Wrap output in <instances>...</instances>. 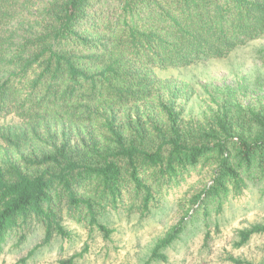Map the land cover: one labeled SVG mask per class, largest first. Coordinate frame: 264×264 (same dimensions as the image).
<instances>
[{
	"label": "trees",
	"instance_id": "trees-1",
	"mask_svg": "<svg viewBox=\"0 0 264 264\" xmlns=\"http://www.w3.org/2000/svg\"><path fill=\"white\" fill-rule=\"evenodd\" d=\"M257 42L264 65V0H0V244L33 224L44 245L69 238L67 221L108 238L105 215L147 217L206 169L151 250L163 261L200 208L264 197V96L204 85L194 114V86L158 75Z\"/></svg>",
	"mask_w": 264,
	"mask_h": 264
},
{
	"label": "rangeland",
	"instance_id": "rangeland-1",
	"mask_svg": "<svg viewBox=\"0 0 264 264\" xmlns=\"http://www.w3.org/2000/svg\"><path fill=\"white\" fill-rule=\"evenodd\" d=\"M261 44L239 48L221 61L159 70L158 75L194 86L197 97L188 104L194 114L201 111L204 85L212 88L246 82L254 94L264 96V65L256 55ZM9 121L0 118V125ZM209 177L206 169L192 174L147 217L108 213L101 219L111 231L108 238L67 221L64 224L71 236L61 239L53 235L44 245L43 228L33 224L22 241L14 237L0 244V264H62L69 259L72 264H264V233L237 246L240 231L264 226V197L255 186L242 196L223 198L220 209L216 202L208 204L206 214L200 208L195 217L185 219L183 231L163 250L165 260H149L155 243L184 217L189 206L184 199L199 193Z\"/></svg>",
	"mask_w": 264,
	"mask_h": 264
}]
</instances>
